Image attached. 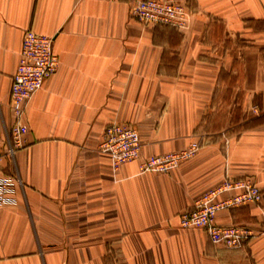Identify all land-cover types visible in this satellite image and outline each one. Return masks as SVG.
I'll list each match as a JSON object with an SVG mask.
<instances>
[{
	"label": "crops",
	"instance_id": "obj_1",
	"mask_svg": "<svg viewBox=\"0 0 264 264\" xmlns=\"http://www.w3.org/2000/svg\"><path fill=\"white\" fill-rule=\"evenodd\" d=\"M134 1L0 0V173L18 181L0 206V264H264V201L218 214V225L252 231L238 249L180 225L228 178H252L264 197V121L226 134L237 98L264 116V0H184L182 31L135 21ZM27 30L54 37L60 64L11 158L10 91ZM211 111L217 135L201 133ZM112 123L138 130L143 158L194 155L164 173L115 167L100 149Z\"/></svg>",
	"mask_w": 264,
	"mask_h": 264
},
{
	"label": "built area",
	"instance_id": "obj_2",
	"mask_svg": "<svg viewBox=\"0 0 264 264\" xmlns=\"http://www.w3.org/2000/svg\"><path fill=\"white\" fill-rule=\"evenodd\" d=\"M190 15L184 0H135L131 6V16L135 21L145 25H168L180 31L187 29ZM59 64L54 52V37L31 30L24 33L10 91L15 122L7 138L9 157L13 158L22 144L26 132L24 119L31 100L45 81L56 73ZM1 143L0 137V171ZM100 149L112 158L115 167L141 161L142 171L164 173L191 159L195 146L180 152L143 158V143L138 130L132 125L112 123L104 131ZM17 184L15 178L0 173V206L14 202ZM263 201V194L252 178H228L198 199L192 210L182 213L180 225L183 229H202L213 243L227 249H238L253 236L252 231L243 225H218V214L246 205H261Z\"/></svg>",
	"mask_w": 264,
	"mask_h": 264
},
{
	"label": "rangeland",
	"instance_id": "obj_3",
	"mask_svg": "<svg viewBox=\"0 0 264 264\" xmlns=\"http://www.w3.org/2000/svg\"><path fill=\"white\" fill-rule=\"evenodd\" d=\"M233 82L236 85H238V86H240L242 84V79H241V76L239 74V71L237 72V75L234 78ZM224 94L227 95V98H228V95L230 93L229 92H227V93L225 92ZM222 95H223V89L221 88L219 93H217V96H218L217 101H219V100L221 101ZM242 102H243V97H240V98H237L236 105L235 106L233 105V107H234L233 108L234 109L233 121L230 124L229 130L226 131L227 136H228V133L235 134L237 132H241L242 128H243L241 126H244L245 124H247V125H245L244 128H245V130H247L248 128L253 127V126H257L256 124H259L260 122L264 121V116H262L261 113L257 109H254L253 107H247L246 108V113L243 112ZM219 109H220V114L223 113L224 115H225V112L229 111V108L227 107V103H225V102H223L222 104L217 106V110L218 111H219ZM256 115L258 116V119L256 121L254 120L255 122H250V121L247 122L246 121L248 119V117H253V116H256ZM215 116H217V112L216 111L215 112L211 111V112H209L207 114V116H206L207 123L203 124L202 129H201V133H205L207 131H208L207 133H209L211 131V133H214L215 135H217L218 131H217L216 125H215L216 124ZM242 118H244L243 119V121H244L243 123H242ZM214 137H216V136H214Z\"/></svg>",
	"mask_w": 264,
	"mask_h": 264
},
{
	"label": "trees",
	"instance_id": "obj_4",
	"mask_svg": "<svg viewBox=\"0 0 264 264\" xmlns=\"http://www.w3.org/2000/svg\"><path fill=\"white\" fill-rule=\"evenodd\" d=\"M233 81H234V79L231 81V85H232V86H236V84H235ZM255 121H256V120H255ZM255 121H252V122H255ZM250 122H251V121H250ZM250 122H249V123H250ZM233 123H234V122H233ZM245 125H247V124H245ZM245 125H244V126H241V127H243L241 132H237V133H235V134L240 135V134L245 130V128H244ZM207 132H208V131H207ZM210 132H211V131H210Z\"/></svg>",
	"mask_w": 264,
	"mask_h": 264
}]
</instances>
